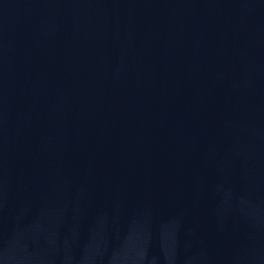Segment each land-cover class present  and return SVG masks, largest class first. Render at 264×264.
<instances>
[{"label": "water", "instance_id": "95a60500", "mask_svg": "<svg viewBox=\"0 0 264 264\" xmlns=\"http://www.w3.org/2000/svg\"><path fill=\"white\" fill-rule=\"evenodd\" d=\"M0 264H264V0H0Z\"/></svg>", "mask_w": 264, "mask_h": 264}]
</instances>
